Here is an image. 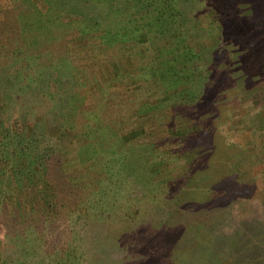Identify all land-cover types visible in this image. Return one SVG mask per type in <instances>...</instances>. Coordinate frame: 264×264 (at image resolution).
Wrapping results in <instances>:
<instances>
[{
    "label": "rangeland",
    "instance_id": "374dc122",
    "mask_svg": "<svg viewBox=\"0 0 264 264\" xmlns=\"http://www.w3.org/2000/svg\"><path fill=\"white\" fill-rule=\"evenodd\" d=\"M174 5L170 33L190 37L175 68L204 71L197 96L210 94L193 143H180V101L155 86L156 69L183 54L157 3L0 0V138L32 126L63 150L49 195L13 181L25 218L0 176V264H245L260 253L257 240L241 247L264 230V0ZM134 21L130 42L113 37Z\"/></svg>",
    "mask_w": 264,
    "mask_h": 264
},
{
    "label": "trees",
    "instance_id": "16d2710c",
    "mask_svg": "<svg viewBox=\"0 0 264 264\" xmlns=\"http://www.w3.org/2000/svg\"><path fill=\"white\" fill-rule=\"evenodd\" d=\"M176 1L177 0H149L150 4L151 3L158 4L157 9L155 8L156 11L152 15H155L156 17L155 21L162 22L161 28H162V32L164 33V35L173 34V33H170L171 27L167 25V22L169 21V19H171L172 21L176 18V21H179V19L182 16V13L178 12L179 10H176L175 8L174 4ZM174 12L176 13L173 14ZM144 15H147V14H144ZM251 20H252V17H251ZM133 24H132L133 25L132 28H127L128 30H126L124 33L116 32L113 35V37H115L117 41L126 40L127 43L130 42L141 31L139 23H136L134 21ZM209 26L212 27L213 25L210 24ZM241 27H244L241 30L244 33L245 32L249 33L250 27H251L252 32L255 31V29H252V27H255L254 25L248 28L247 26H241ZM257 29L261 30L259 28ZM177 37L178 36L175 34H173L170 37L175 44V47H174L175 50L173 52L179 54L180 51H183L182 57L180 56L176 57L174 61L165 63L163 66L166 70L162 69L163 66L162 67L159 66L156 69L159 75L157 76L158 78L154 79V82H155V86L163 88V94L168 100L173 99L176 102L180 101L178 102L180 104L176 105L177 109L175 111L176 112L175 116H181V117H184L185 119L181 123V126L183 128L180 131V134H181L180 143H189V142L193 143L195 139L197 138V136L199 135L201 129H204V126L205 127L207 126V123L205 122L206 118L204 117L206 113L201 114L200 112H202V107L205 108L206 106L208 107V105H205L201 101L205 100V102H210V100H208V97L210 96V94L208 93V91H206L204 96H202V98L204 99L202 98L200 99V97L197 96L199 93L200 87L196 88L195 84L199 85L201 78L203 79L207 78V75L204 74V71L201 72V74L203 75L200 74L201 78L200 80H198L199 78L195 79L196 77L194 74L196 72L190 71V69L188 68H184L181 70V72L183 73L181 74L175 68L176 66H178L179 63L177 62L181 58H183L186 61L189 58L188 57L189 55L185 56V49L187 48L185 45V41H187L190 37H185V40L181 38L184 40V42L181 40H177ZM169 43H171V41H169ZM188 50H189V53H192L194 55L197 54L196 50L194 49L192 50L188 49ZM155 57L156 59L160 58V53H158ZM169 71L170 72L174 71V73L169 75ZM263 81L264 80L260 81V83L262 84ZM165 87H167L166 91L164 90ZM174 89H178L179 91L178 92L176 90L174 91ZM208 114H212V112H209ZM29 127L27 130L28 132H26L24 129L22 130V132L18 130L17 131L13 130L14 132L9 131L7 135L4 134L0 138L3 140V142H0V176L3 179L5 178L6 180L11 181L8 189H11L10 191L12 192L13 196L16 197L17 210L14 213L15 219L25 218L26 212H27V209L25 211L21 210V206H22V202L24 201V198L20 195V191H18V188H17L20 186L21 181H24V180L28 181L29 185L31 186L41 185V188L44 191L43 193L45 194L47 193L46 195H49V191H50L49 184H51L50 179L54 177L53 170L57 169L59 166L62 167V164L60 165V162L62 161H59V157H61V153L63 152V150L57 144V142H55V145L51 146L52 140L50 138L46 139L45 133L42 132L39 134L36 128L32 126H29ZM187 150L185 148L182 149V151L180 150L179 157H181V154L183 152L185 151L187 152ZM184 156L181 158H184ZM13 181H16L17 187H15V183ZM0 183H1L0 185V196H1L6 193V190H3V187H4L3 182L0 181ZM63 193L64 192L62 191H58L57 193V196L61 201L67 199L63 195ZM2 200L4 203L5 200L4 199ZM0 201H1V198H0ZM63 204L65 205V203ZM49 210L50 209H46L45 211L47 212ZM65 211L67 212V210ZM30 212H32V214L34 213L33 211H29L28 213ZM32 225L33 226L31 228L32 230H34L35 226L34 224ZM237 238L232 239V243L234 244V246H238V243L236 245ZM254 240H257L258 242L257 245L259 247L260 253L257 251H254L253 254H250L247 256L246 261L242 260V262L245 264H264V242H262L264 241V230L260 237L251 236L249 241L241 248L245 247L246 245H249L250 242L254 244ZM0 258H1V252H0ZM5 261L7 262L6 258H5ZM230 262L229 264H234L236 262V258L234 257L230 258Z\"/></svg>",
    "mask_w": 264,
    "mask_h": 264
}]
</instances>
